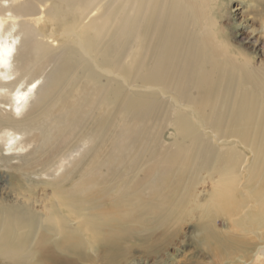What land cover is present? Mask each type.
Instances as JSON below:
<instances>
[{
  "label": "rangeland",
  "instance_id": "1",
  "mask_svg": "<svg viewBox=\"0 0 264 264\" xmlns=\"http://www.w3.org/2000/svg\"><path fill=\"white\" fill-rule=\"evenodd\" d=\"M20 1L23 0H1V3L8 6ZM108 1L112 0L104 3ZM59 5L68 11L67 5ZM72 11L66 16H71ZM40 16L45 18V12ZM17 20L16 31L26 24V15ZM40 22L43 24L36 26L46 33L52 29L50 23ZM186 25L191 33L183 39L194 40L193 45H183L188 50L206 46L209 52L218 55V61L231 62L236 58L240 65L245 61L264 67V0H219V3L198 0L197 11L188 14ZM61 28L56 25L57 33ZM143 31L142 26L137 36L131 37L116 34L112 27L106 36L99 38V52L110 51L114 59L122 57L128 65L127 61L142 46L148 53L142 59L143 68L149 66L153 46L139 44ZM60 37L56 35L58 40H53L38 36L35 41L47 43L58 53L64 45H70ZM53 67L52 63L45 66L44 55H40L28 64L26 71H16L11 80H19L21 87H25L38 72V84L42 85L51 77L47 76ZM85 74L73 65L69 75L59 79L58 90L51 92L34 110L15 108L12 90L6 86L0 89V121L15 123L20 132L16 142L22 146L8 150L5 140L8 129L0 130V198L15 202L31 197L33 205L45 215L57 212L64 224L70 221L72 226L79 225L78 231L84 233L77 244L66 234L56 235L52 231L47 237L50 246L36 245L37 239L29 262L264 264L254 260L257 248L264 245V227L254 229L248 215L257 209L249 194L254 190L253 183L248 181L249 172L237 169L235 199L241 211L230 217L216 213L210 198L216 182L225 176V167L216 157L209 165L197 164V154L204 145L218 147L226 140L224 137L218 140L211 125L215 94L209 92L210 86L201 83L198 90L177 91L173 83L178 81L174 79L168 83L171 90L152 93L154 97L150 95L152 98L146 106L128 111L95 100L89 107L83 99L84 93L89 95L95 86L82 76ZM79 76L80 81L75 85L74 80ZM131 83L129 88L124 85L125 90L137 93L139 98L149 97L141 94L153 91L137 88L142 85L140 82ZM79 100L82 110L76 113L74 107ZM179 114L186 117L184 121L195 134L196 148L190 149L189 155V150L182 152V145L189 149L193 143L175 125ZM55 115L60 119L55 121ZM68 121L71 125L67 127ZM229 140L245 153L244 164L255 159L252 149L246 147L249 143L243 145L233 136ZM121 197L128 206L119 200ZM81 215L91 222L95 235L88 236L84 231ZM232 218L242 223L246 233L237 230L240 228ZM206 233L213 236L214 243L205 239ZM218 236L224 239L225 248L224 244L217 247ZM44 251L47 253L42 254ZM0 264L7 262L0 260Z\"/></svg>",
  "mask_w": 264,
  "mask_h": 264
},
{
  "label": "bare ground",
  "instance_id": "2",
  "mask_svg": "<svg viewBox=\"0 0 264 264\" xmlns=\"http://www.w3.org/2000/svg\"><path fill=\"white\" fill-rule=\"evenodd\" d=\"M34 1L37 4L23 0L5 6L0 0V89L6 86L12 90L15 108H37L51 92L58 90L59 79L69 75L73 65L85 72L82 76L95 86L93 91H89V95L84 93L83 99L89 107L94 105L95 100V103L101 102L102 105H115L118 109L134 111L146 106L157 91L166 93L170 89L168 83H173L174 79L178 81L173 83L177 91L188 90L187 88L198 90L201 83H206L210 86L209 92L215 94L211 125L218 140L223 137L226 139L222 140L218 147L204 145L199 152L196 151V163L199 166L211 164L210 161L216 157L225 167V176L216 182V188L213 189L212 195L210 194L212 206L218 214H227L230 217L238 214L240 205L235 199V180L239 175L237 169L247 171L250 175L248 181L253 183L254 189L253 192L249 191L250 198L255 200L257 205L255 212L248 215H251L254 229L264 227V67H257L254 63L251 65L245 61L240 65L236 63V58L231 62L218 61V55H213L215 52H209L206 46L195 50H188L183 46L193 45L194 42L186 41L183 37L191 33L186 25L187 16L190 12L197 11L198 0H112L106 3L105 0ZM216 3H219V0H216ZM59 4L67 5L68 11L62 10ZM72 9V15L66 16ZM43 12L45 18L39 17ZM23 15H26V24L17 27L16 31L14 27L18 25L17 19ZM30 17L34 19H28ZM40 21L50 23L52 29L46 33L44 29L36 26L43 24ZM56 25L62 26L61 32L57 33ZM142 26L144 31L139 44L153 46L149 66L145 65L143 68L142 59H145L148 53L144 52L142 46L127 61L128 65H125L122 57L114 59V54L110 51L99 52L98 40L106 36L110 28L115 27L116 34L119 32L134 37ZM213 32L216 35V31ZM59 34L63 39H67L70 45H64L58 53H54L47 43L35 41L38 36L43 39L53 37L55 40ZM203 34L201 33V36ZM198 45H201V42H198ZM210 50L212 51L211 47ZM40 55H44L45 66L54 64L52 73L47 76L51 77L45 83L38 84V72L32 75L33 79L25 87H21L19 80H11L16 71H26L28 64L32 60H38ZM212 55L217 57L213 58ZM182 59L187 61L182 62ZM80 77L74 80L75 85L79 83ZM132 81L142 83L137 88L153 90L150 94H141L149 97L139 98L137 93L126 91L124 85L132 84ZM159 84L160 87H157ZM80 101L82 102L79 100L74 107L76 113L82 110ZM183 118L186 117L179 114L175 125L185 137L192 139L193 144L189 149L182 145V152L189 150V155L190 149L196 148L195 134ZM53 119L57 121L60 116L55 115ZM0 122V130L8 129L5 131L8 150L22 147L16 142L20 132L15 123ZM70 125L71 121H68L67 127ZM231 136L243 145L249 143L246 147L251 148L255 156L252 162L244 164L246 155L237 143L229 140ZM247 166L250 167L246 169ZM119 200L128 206L125 198L121 197ZM81 221L85 224L84 231L88 236L95 235L92 234L95 232L91 230L92 224L86 216L81 215ZM232 222L240 228L238 231L246 233L247 230L242 227L240 221L232 218ZM73 226L70 221L64 224L57 212L54 215H45L33 205L31 197L15 202L0 198V260L6 261L7 264H32L28 259L34 254V243L38 239L36 245L50 246L47 237H50L52 231L56 232V235L66 234L79 244L80 235L84 233L78 231L81 229L78 228L79 225ZM205 239L214 243L210 233L205 234ZM215 241L217 247L225 242L219 236ZM262 245L254 254V260L257 262L264 261ZM226 246L223 245L224 248ZM45 253L47 252L42 254ZM77 254V257L81 258L79 253Z\"/></svg>",
  "mask_w": 264,
  "mask_h": 264
}]
</instances>
